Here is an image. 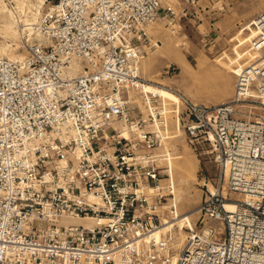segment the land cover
<instances>
[{
  "label": "built area",
  "instance_id": "1",
  "mask_svg": "<svg viewBox=\"0 0 264 264\" xmlns=\"http://www.w3.org/2000/svg\"><path fill=\"white\" fill-rule=\"evenodd\" d=\"M182 2L52 0L20 25L22 52L0 53V264H264V11L230 99L173 90L176 127L208 143L219 174L185 246L162 230L176 212L162 209L156 121L123 90L147 26L198 0Z\"/></svg>",
  "mask_w": 264,
  "mask_h": 264
},
{
  "label": "rangeland",
  "instance_id": "2",
  "mask_svg": "<svg viewBox=\"0 0 264 264\" xmlns=\"http://www.w3.org/2000/svg\"><path fill=\"white\" fill-rule=\"evenodd\" d=\"M50 1L0 0L1 54L11 56L22 52L19 48L20 25L38 19ZM172 1L178 13L184 3ZM197 4L211 7L210 15L194 16L192 13ZM197 4L189 6L187 15L179 14L172 22L157 20L147 26L148 38L139 45V75L149 82L170 86L197 102L227 101L234 92L237 71L253 58L250 48L253 18L264 11V0H199ZM175 59L184 64V71ZM66 71L67 68L61 75L66 76ZM123 92L135 117L143 114L153 123L154 107L161 111L154 116L158 127L152 125V129L160 138L153 152L158 155L164 217L169 214L168 205L173 202L179 213L195 209L191 218L198 227L199 212L196 209L205 195L214 190L219 174L210 146L206 142L191 141L176 127L171 92L137 85L126 86ZM145 96L150 100L147 101ZM167 156L172 160V174L168 170ZM210 222L218 230L222 228L221 221L211 219ZM174 225L175 230L169 231L178 247L186 242V224L179 219ZM217 232L218 238L223 229Z\"/></svg>",
  "mask_w": 264,
  "mask_h": 264
},
{
  "label": "bare ground",
  "instance_id": "3",
  "mask_svg": "<svg viewBox=\"0 0 264 264\" xmlns=\"http://www.w3.org/2000/svg\"><path fill=\"white\" fill-rule=\"evenodd\" d=\"M256 17H254L253 18V20L255 19ZM17 23V22H16ZM13 32H15V30H13ZM254 32V31H253ZM254 34V33H253ZM250 38H251V36H250ZM11 39H12V37H11ZM3 51V50H2ZM14 52V51H13ZM176 60V63L179 65V67L181 68V70L182 71H184V69H185V66H184V64L181 62V61H179L178 59H175ZM134 85H137L138 87H154V88H160V89H164L165 91H167V92H171L172 93V95L174 96V98H173V96H172V98L174 99V100H176V96H175V94L173 93V90H175V89H173L172 87H170V86H163V84H161V83H153V82H149V81H147V80H145V79H143L140 75H139V79H137V82H135L134 83ZM146 98H147V101H149L150 100V98H149V96H145ZM153 113V112H152ZM155 114L156 113H153L152 115H154L155 116ZM155 125V124H154ZM155 128H157L158 127V123H157V121H156V125L154 126ZM121 130H122V132H123V134L124 135H129V130L127 129V127L126 126H123L122 128H121ZM155 132V131H154ZM167 160H168V165H169V171H170V174H172V160H171V157L170 156H167ZM159 187H160V185H159ZM213 190V189H212ZM214 191V190H213ZM225 207H227V208H232L233 207V203L231 202V201H226L225 202ZM197 210V209H196ZM175 212H176V215L173 217V218H171L170 220H168V221H165V222H163L162 223V229L163 230H171L172 228H173V230H175V221L176 220H179V219H182L184 222H185V224L186 225H189V226H193V220H192V218H191V215L193 214V212H195V209L193 210H188V211H186V212H183V213H179L178 212V209L176 208L175 209ZM186 243H187V241L184 243V245L183 246H185L186 245Z\"/></svg>",
  "mask_w": 264,
  "mask_h": 264
},
{
  "label": "crops",
  "instance_id": "4",
  "mask_svg": "<svg viewBox=\"0 0 264 264\" xmlns=\"http://www.w3.org/2000/svg\"><path fill=\"white\" fill-rule=\"evenodd\" d=\"M198 2H199V0H198ZM204 5H207V4H203L201 6L197 4L196 7L193 9V13L192 14L194 16H198V17H200L201 15L206 16V14H207V16L210 15L211 7L206 8V6H204Z\"/></svg>",
  "mask_w": 264,
  "mask_h": 264
}]
</instances>
